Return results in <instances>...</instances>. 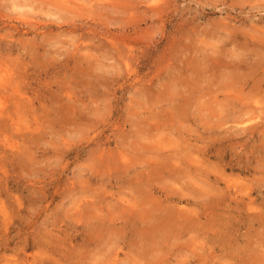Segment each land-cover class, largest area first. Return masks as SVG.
I'll return each mask as SVG.
<instances>
[{
	"label": "rangeland",
	"instance_id": "1",
	"mask_svg": "<svg viewBox=\"0 0 264 264\" xmlns=\"http://www.w3.org/2000/svg\"><path fill=\"white\" fill-rule=\"evenodd\" d=\"M0 264H264V0H0Z\"/></svg>",
	"mask_w": 264,
	"mask_h": 264
}]
</instances>
